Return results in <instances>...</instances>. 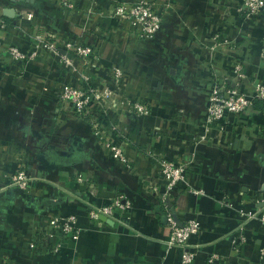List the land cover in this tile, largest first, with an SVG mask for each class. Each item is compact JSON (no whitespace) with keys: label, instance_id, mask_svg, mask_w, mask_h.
Returning a JSON list of instances; mask_svg holds the SVG:
<instances>
[{"label":"crops","instance_id":"crops-1","mask_svg":"<svg viewBox=\"0 0 264 264\" xmlns=\"http://www.w3.org/2000/svg\"><path fill=\"white\" fill-rule=\"evenodd\" d=\"M133 1L0 0L5 43L40 51L25 62L0 57V186L21 168L32 177L28 190L0 192V264H181L182 249L166 245L171 212L182 224L196 219L202 225L190 240L196 251L190 264L264 262V225L245 223L241 215L263 206L257 199L264 198V101L229 117L235 131L211 129L197 140L211 82L205 66L217 58L222 75L232 65L226 49L211 50L214 33L237 43L248 56L246 69L264 79L263 20L244 19L229 9L232 0H154L162 27L139 39L112 10ZM44 34L61 52L66 40L95 46L101 67L76 57L77 69L69 70L37 41ZM112 66L124 73V104L105 114L97 134L89 121L69 116L60 92L83 73L105 84ZM129 100L148 103L152 113L137 115ZM217 135L221 146L213 142ZM113 140L127 162L112 155ZM149 151L190 163L191 185L204 193L178 189L157 208L166 182ZM79 175L96 184L94 193ZM116 195L132 206L117 210L111 223L91 220L87 203L106 206ZM62 213L76 215L80 237L57 253L31 249L36 227H48L50 217ZM212 254L217 262L209 261Z\"/></svg>","mask_w":264,"mask_h":264},{"label":"built area","instance_id":"built-area-1","mask_svg":"<svg viewBox=\"0 0 264 264\" xmlns=\"http://www.w3.org/2000/svg\"><path fill=\"white\" fill-rule=\"evenodd\" d=\"M232 1L233 5L228 4L229 9H233L234 6L236 12L244 19L251 22H262L263 20L264 23V0ZM112 10L128 22L130 33H133L139 39L153 38L163 24V13L154 0H135L130 3H119ZM4 28L5 24L1 23L0 57H9L12 61L25 62L40 54L38 47L33 51L26 52L16 45L5 43L3 33H1V29ZM36 39L46 49L58 55L69 70L75 71L77 69L74 63L76 57H82L89 64L98 68L101 67L93 45L66 40L62 46L64 50L61 52L60 47L51 42L48 34L36 35ZM212 39L211 50L226 49V54L232 65L230 69L222 71V75L216 73L219 71L217 68L219 60L216 57L205 66L211 82L207 89L205 118L201 124L203 131H198L197 134L198 142L207 139V133L211 129H217L220 133H224L228 127H232L235 131L233 120L229 117L250 110L256 103L264 101V79L258 77L251 68L246 69V64L249 63L248 56L243 55L236 44H233L231 40L218 32L214 33ZM216 60L218 61L216 62ZM105 71L110 75L109 82L105 84L95 83L91 76L83 73L80 74L78 84L66 83L60 92V100L71 109L69 110V116L89 121L95 127L97 134L103 133L102 121L105 114L124 104L119 92L120 84L124 78L122 69L112 66ZM128 104L137 115L146 116L152 113L151 106L146 102L129 100ZM223 141L222 137L214 136L213 142L216 146H221ZM108 147L115 158L127 162L128 159L120 144L113 140L109 141ZM148 155L159 161L160 173L166 182L165 192L156 202L157 208H159L161 201L165 202L172 192L178 189H186L195 194L204 193L203 189L191 185L190 163H185L181 159L160 157L152 151H149ZM31 179L29 171L21 168L3 181L0 192L15 187L28 190ZM78 181L87 185L91 192L96 191V184L86 175H79ZM143 181L150 189L157 190L151 180ZM257 202L263 203L259 210L255 212L241 211L245 223L258 220L264 225V198L259 195ZM131 206L132 203L124 201L122 195H116L106 206L87 203V211L91 220L102 225L104 222L100 219L101 216L114 218L117 210H126ZM175 216L174 212L166 214L169 229L166 245L180 247L183 251L181 264H190L196 255V251L191 247L190 240L194 235L201 232L202 225L196 219H188L180 225ZM80 235L81 230L77 225L76 215L62 213L51 216L48 227H36L30 247L34 250L45 248L57 253L67 241L78 239ZM241 240H243V237H241ZM218 259L217 254H212L209 257V261L213 263L217 262ZM252 264H264V262L261 260Z\"/></svg>","mask_w":264,"mask_h":264},{"label":"water","instance_id":"water-1","mask_svg":"<svg viewBox=\"0 0 264 264\" xmlns=\"http://www.w3.org/2000/svg\"><path fill=\"white\" fill-rule=\"evenodd\" d=\"M7 13H11V14H12V11H11V10H10V11H7ZM175 217H176L177 221L179 222V224L182 225V222L179 221L178 217H177V216H175ZM165 218H166V220H167V217H166V216H165ZM100 219H101L103 222H105V223H111V221H112L111 218H108V217H106V216H101Z\"/></svg>","mask_w":264,"mask_h":264},{"label":"trees","instance_id":"trees-1","mask_svg":"<svg viewBox=\"0 0 264 264\" xmlns=\"http://www.w3.org/2000/svg\"><path fill=\"white\" fill-rule=\"evenodd\" d=\"M236 45H238V44L236 43ZM162 205L166 206V201L165 202L161 201L160 204H159V207L162 206Z\"/></svg>","mask_w":264,"mask_h":264}]
</instances>
